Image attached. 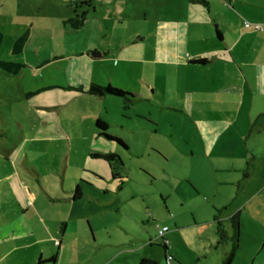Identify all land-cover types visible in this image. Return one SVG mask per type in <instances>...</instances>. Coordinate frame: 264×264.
<instances>
[{
  "label": "crops",
  "instance_id": "1",
  "mask_svg": "<svg viewBox=\"0 0 264 264\" xmlns=\"http://www.w3.org/2000/svg\"><path fill=\"white\" fill-rule=\"evenodd\" d=\"M112 1L121 4V12H125L122 19L133 17L136 23L131 36L117 37L116 47L106 50L83 40L77 48L53 50L41 58L36 52V62H28L25 57L11 60L23 65L13 75L21 79L27 70L34 79L21 84L17 95L28 104L30 140L44 138L36 134L47 132L56 120L53 127L57 126L60 134L51 137L65 138L69 153L77 148L72 146L71 137L78 134L84 160L67 176L69 155L64 162L61 158L43 166L27 156L20 157L24 144L0 142V264H58L59 250L63 255L70 243L65 230L69 217H74L73 206L85 198L81 186L105 193L106 187L114 186L126 171L124 164L116 166L114 174L120 177L116 178L109 162L93 156L114 153L121 158V152H131L136 146L108 131L116 118L109 113L111 102L107 97L111 95L89 94L86 89L91 83L126 89L133 95L128 101L145 99L161 107H171L172 101L181 104L179 111H186L193 123L198 148L208 158L212 171L227 174L217 178L216 184L236 185L234 197L228 202L218 200L224 212L216 210L218 214L213 217V223L221 221L231 236V218L234 213L238 215V246L231 264H264V0ZM88 13L79 28L63 23L66 17L57 23L61 29H83ZM139 18L144 21H136ZM243 21L260 23L262 29H246ZM103 22H97L99 29ZM23 48L19 53L10 52L19 56ZM199 59L204 62L199 63ZM44 73L50 75L48 80H43ZM53 88L66 93L54 101L31 97ZM6 95L0 93L1 97ZM69 106L64 112L65 124L61 110ZM98 118L106 124L105 133L121 142L106 138L94 126ZM13 121L14 137L26 142L25 123ZM5 122L1 116L0 137L5 135ZM49 175L56 182L46 185L43 179ZM76 187L80 195L73 198ZM90 198L99 196L95 193ZM90 214L87 211L75 218L88 219ZM161 226L166 225H157ZM90 235L88 242L81 231L76 235L78 243L91 247L85 257L87 264H108L104 258L92 259L93 247L107 244L97 242L95 233ZM217 236L214 246L200 254L212 264H221L230 248L229 241L217 244Z\"/></svg>",
  "mask_w": 264,
  "mask_h": 264
},
{
  "label": "rangeland",
  "instance_id": "2",
  "mask_svg": "<svg viewBox=\"0 0 264 264\" xmlns=\"http://www.w3.org/2000/svg\"><path fill=\"white\" fill-rule=\"evenodd\" d=\"M139 4L144 6L141 2ZM88 10V22L83 29H61V25L57 23L62 17L74 13L84 11L86 15ZM121 10V4L112 0H0V59L11 61L25 57L28 62H36L38 57L51 54L53 50L62 52L72 48L71 46L77 48L78 44H83V40H90L95 46L106 50L110 46L116 47L117 37L131 36L136 28L133 17L122 19L125 12ZM129 12L128 8L127 13ZM98 21H104L100 29ZM136 21L144 20L139 18ZM24 33L27 38L23 52L15 56L10 52L12 42ZM21 69L23 68L18 70ZM25 71L26 75L21 74V79H18L16 75L0 69V93H7V97L0 96V117L6 120L5 135L0 137V142L11 146L16 142L24 144L20 157L24 159L27 156L35 160V163L41 162L43 166L61 158L64 162L69 155L68 176L71 169L84 160V155L80 152L83 150L80 144L82 141L75 133L71 139L72 146L77 148L68 153L65 138L55 140L51 137L60 134L59 128L53 127L56 120L47 127V132L36 134L44 138L30 140L29 126L32 125L27 111L28 104L17 97L21 84L34 81L28 71ZM47 75L48 73H44L43 76L46 77L43 80L50 78ZM64 93L65 90L53 88L31 97L38 100L40 98L42 102L46 98L54 101L63 97ZM107 100L111 102L108 104L109 113L116 117L108 131L134 143L136 147L131 152H121L126 171L122 172L121 179L115 180L117 182L114 186L106 187L105 193L93 192L90 187L81 186L85 198L73 206L74 217H69L65 230L70 243L66 245L63 255L62 250H59L57 263L87 264L85 257L90 254L91 247L77 242L76 235L81 231L85 242L90 241V234L95 233L97 242L107 244L100 245L97 249L93 247L95 256L92 259L95 261L104 258L108 264H139V259L144 258L164 264L165 251L156 233L157 225L165 224L169 230L163 235L167 241L166 251L173 258L172 263L212 264V261L200 254L207 247L210 248V245L214 246L217 234L213 217L218 214L216 210L223 209V203H218V200L228 202L235 195L236 185L216 184L217 178L227 174L216 175L212 171L208 158L198 148L193 123L186 111H179L180 103L172 101L171 107H161L155 101L151 104L145 99L125 101L108 96ZM70 108L64 107L61 110L65 124L67 118L64 112ZM13 119L25 123L26 142L14 137L16 127L12 123ZM68 132L71 134L70 129ZM59 145L63 148H56ZM95 161L101 162L99 159ZM50 176H45L43 183L54 184L56 180ZM95 193L99 198L89 199ZM214 194L215 198H212ZM87 211L93 213L88 219L75 218Z\"/></svg>",
  "mask_w": 264,
  "mask_h": 264
},
{
  "label": "trees",
  "instance_id": "3",
  "mask_svg": "<svg viewBox=\"0 0 264 264\" xmlns=\"http://www.w3.org/2000/svg\"><path fill=\"white\" fill-rule=\"evenodd\" d=\"M196 1H200V0H196ZM86 4H88V2H86ZM84 18H85V12L84 11L80 14L74 13L73 15L64 18L63 23L68 24L73 28H79L84 23V21H85ZM1 36L2 35L0 32V40H1ZM26 38H27L26 33L18 36L14 40V42H12L13 44L11 47V52L12 53H19L24 46L23 43L26 41ZM198 62L202 63V62H204V60L199 59ZM22 66L23 65L21 63L0 60V69L6 71L8 73H11V74L17 73L19 71L18 69H20ZM86 91L89 94H92L95 96L111 95L114 97L122 98V100H125V101L130 100L131 97L133 96L131 93H128V92L122 90L121 88L112 86L110 84L101 85V84H97V83H91L90 85H88V88L86 89ZM105 125H106L105 122L98 118V119H96L94 126H96V128L99 129L106 138H110V139L117 141L118 138L111 137L110 135L105 133V130H106ZM118 142H121V141L118 140ZM93 156L102 157L107 162H109L110 167H112L113 176H115L116 178H120L119 176L114 174V170H115L116 166L119 167V166L123 165L121 158L117 154H114V153H111V154H93ZM73 192H74L73 198H77L80 195L78 187H76ZM231 220H232V224H233V233L231 236H228L226 234V231H225L223 225H221V221L216 220V222H215L217 235H218L217 236L218 237L217 244H223V243H226L227 241L230 242V248L224 254L221 264H231L233 262V259H234L235 253H236L235 250H237V246H238V238H236L237 237V231H238V225H237L238 215H237V213H234ZM162 246H163L162 248H164V251L166 252L167 244L162 243ZM139 260H140L139 264H157L156 262H154L153 260H150V259L142 258Z\"/></svg>",
  "mask_w": 264,
  "mask_h": 264
},
{
  "label": "built area",
  "instance_id": "4",
  "mask_svg": "<svg viewBox=\"0 0 264 264\" xmlns=\"http://www.w3.org/2000/svg\"><path fill=\"white\" fill-rule=\"evenodd\" d=\"M246 29H251V30H261L262 29V25L260 23H252V22H248V21H243V24H242ZM168 227L167 226H161V227H157V233H156V237L157 238H160L162 243H166L167 244V241L164 239V233L166 231H168ZM58 241H54V244H57ZM164 264H171L173 261V258L172 256L167 253V251L165 252L164 254Z\"/></svg>",
  "mask_w": 264,
  "mask_h": 264
},
{
  "label": "water",
  "instance_id": "5",
  "mask_svg": "<svg viewBox=\"0 0 264 264\" xmlns=\"http://www.w3.org/2000/svg\"><path fill=\"white\" fill-rule=\"evenodd\" d=\"M94 56L96 55V56H99V54H93Z\"/></svg>",
  "mask_w": 264,
  "mask_h": 264
},
{
  "label": "flooded vegetation",
  "instance_id": "6",
  "mask_svg": "<svg viewBox=\"0 0 264 264\" xmlns=\"http://www.w3.org/2000/svg\"><path fill=\"white\" fill-rule=\"evenodd\" d=\"M161 240V239H160Z\"/></svg>",
  "mask_w": 264,
  "mask_h": 264
}]
</instances>
